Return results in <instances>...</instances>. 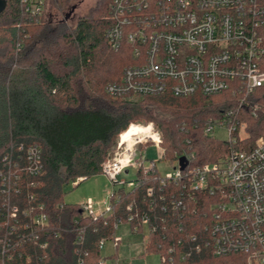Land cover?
I'll use <instances>...</instances> for the list:
<instances>
[{
    "label": "trees",
    "instance_id": "trees-1",
    "mask_svg": "<svg viewBox=\"0 0 264 264\" xmlns=\"http://www.w3.org/2000/svg\"><path fill=\"white\" fill-rule=\"evenodd\" d=\"M6 1L0 14V264H117V254L101 256L100 243L115 241L120 223L137 233L147 229L142 256L157 255L158 264H244L242 256L213 252L207 228L216 199L161 185L156 169H138L136 184L116 188L111 213L96 220L79 204L64 203V186L103 174L131 124L153 123L161 133L160 160L185 157V172L222 163L233 148L251 149L264 136V89L241 109L230 94L112 97L108 86L121 83L135 64L134 43L124 39L115 51L106 38L114 0H99L71 30L46 22L45 11L30 15L21 0ZM67 1L55 0L59 8ZM231 111L245 124L244 139L237 134L231 144L205 133L210 121ZM31 148L39 152L37 173L29 170Z\"/></svg>",
    "mask_w": 264,
    "mask_h": 264
},
{
    "label": "built area",
    "instance_id": "built-area-1",
    "mask_svg": "<svg viewBox=\"0 0 264 264\" xmlns=\"http://www.w3.org/2000/svg\"><path fill=\"white\" fill-rule=\"evenodd\" d=\"M21 2L27 13L40 16L47 0ZM111 16L106 38L112 48L117 51L127 39L134 43L135 55V64L124 70L122 82L108 86L112 97L230 94L241 109L264 89V0H114ZM233 114L210 121L205 133L223 128L228 141L236 144V135L245 134V124ZM142 127L145 132L130 137L122 132L113 155L102 166V173L118 187L136 184L119 181L128 169L157 170L139 147L152 145L161 151V133L153 123ZM28 161L30 172L41 170L36 148L29 150ZM179 161L173 173L159 174L160 183L181 185L188 196L205 192L216 199L207 228L213 252L242 256L244 264H264V136L251 149H231L222 163L185 172L187 167L181 170ZM110 199L111 194L103 207L92 199L80 207L96 220L111 213ZM45 221L41 216L37 223ZM104 244L100 243L101 249Z\"/></svg>",
    "mask_w": 264,
    "mask_h": 264
},
{
    "label": "rangeland",
    "instance_id": "rangeland-1",
    "mask_svg": "<svg viewBox=\"0 0 264 264\" xmlns=\"http://www.w3.org/2000/svg\"><path fill=\"white\" fill-rule=\"evenodd\" d=\"M99 0H68L67 8H59L55 0H49L45 7V20L57 24L63 22L68 30L75 27L79 19L87 16L89 10L94 7ZM78 5L76 11L69 19H65L66 14L70 8ZM149 123H137L136 125H148ZM243 134V133H242ZM213 137L219 141H227L229 139L228 133L223 128H215L212 133ZM243 134L241 138H245ZM116 147V146H115ZM115 148L112 150L114 152ZM113 152L111 156L113 155ZM145 157L148 161H154L160 176L164 177L166 174L173 173L176 163H171L167 160H160L161 151L152 145H149L144 150ZM136 171L128 169L119 176L120 182H128L134 179ZM70 182L64 186V203L68 205L83 204L88 199H92L95 204H101L109 200V195L112 191L118 188L117 184L110 181L104 174H100L89 178L82 182ZM148 234L146 228L143 233L133 231L129 223H120L115 231V241L106 242L101 249V256L109 258L117 254V264H158L160 257L157 255H146L144 253L145 236ZM109 262V261H108Z\"/></svg>",
    "mask_w": 264,
    "mask_h": 264
},
{
    "label": "water",
    "instance_id": "water-1",
    "mask_svg": "<svg viewBox=\"0 0 264 264\" xmlns=\"http://www.w3.org/2000/svg\"><path fill=\"white\" fill-rule=\"evenodd\" d=\"M6 6H7V1L0 0V14L6 9ZM77 8H78V5L72 6L70 11L66 14L65 19L66 20L69 19L71 15L76 11ZM179 163H180L181 170H184L188 165V161L185 157H182Z\"/></svg>",
    "mask_w": 264,
    "mask_h": 264
},
{
    "label": "bare ground",
    "instance_id": "bare-ground-1",
    "mask_svg": "<svg viewBox=\"0 0 264 264\" xmlns=\"http://www.w3.org/2000/svg\"><path fill=\"white\" fill-rule=\"evenodd\" d=\"M145 131L146 130L144 129V127L134 124L132 129H130L128 132L125 131V133H126L125 136L126 137H130V136H133V135H137V134L143 133Z\"/></svg>",
    "mask_w": 264,
    "mask_h": 264
}]
</instances>
